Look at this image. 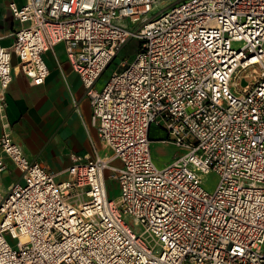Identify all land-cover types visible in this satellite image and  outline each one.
Segmentation results:
<instances>
[{
    "label": "built area",
    "instance_id": "built-area-1",
    "mask_svg": "<svg viewBox=\"0 0 264 264\" xmlns=\"http://www.w3.org/2000/svg\"><path fill=\"white\" fill-rule=\"evenodd\" d=\"M156 3H9L19 28L0 44V122L14 75L42 85L43 55L62 43L109 154L48 172L3 125L0 174L7 158L19 178L0 184V264H264V0H180L148 18ZM130 39L132 58L97 88ZM152 127L181 150L160 169Z\"/></svg>",
    "mask_w": 264,
    "mask_h": 264
},
{
    "label": "crops",
    "instance_id": "crops-1",
    "mask_svg": "<svg viewBox=\"0 0 264 264\" xmlns=\"http://www.w3.org/2000/svg\"><path fill=\"white\" fill-rule=\"evenodd\" d=\"M25 1L0 0L2 46L10 45L12 34L19 28L8 8L9 3L21 6ZM43 58L48 76L42 85L33 86L24 76L14 75L6 91V108L0 122V131L6 125L4 130L20 147L23 155L52 173L68 167L71 156H107L109 152L100 141L91 121L85 89L67 61L64 45L56 44L44 53ZM100 86L99 80L96 87ZM157 130L162 137L154 140L150 138L151 142H161L163 139V130ZM151 156L153 159L152 152ZM4 161L7 169L11 170L13 166L9 160L4 158ZM165 163L161 162V165Z\"/></svg>",
    "mask_w": 264,
    "mask_h": 264
},
{
    "label": "rangeland",
    "instance_id": "rangeland-1",
    "mask_svg": "<svg viewBox=\"0 0 264 264\" xmlns=\"http://www.w3.org/2000/svg\"><path fill=\"white\" fill-rule=\"evenodd\" d=\"M177 0H158L154 9L152 10L151 13L148 14V18H150L152 15L158 13L163 9V7L169 5L170 3H173ZM126 21V20H125ZM241 46L239 43H234L232 44V47L234 49H237ZM137 47V41L130 39L128 40L124 46L121 48L119 54L116 56V58L112 61V63L109 65V67L105 70V72L101 75L100 81L102 84L106 82V80L110 77L111 72L113 69L119 65L120 62L125 61V60H130L133 56V53H135ZM255 67V66H253ZM257 68V67H256ZM240 80V75L238 78L235 79V81ZM252 78H250L248 81L251 82ZM237 89H240L238 87ZM159 131L157 128L152 127L151 132H150V138L151 139H157L160 138ZM163 138H165V134L163 133ZM150 151L153 154V163L157 168H162L166 166L168 163L171 162L173 158H175L177 155L181 153V150L175 148L174 146L170 144H165L161 143L159 141H152L150 144ZM166 161V163L162 166L161 162ZM108 171L104 172L105 176V182H106V187L108 190V198L110 199H117L119 195V187L118 183L116 181H110L107 178ZM1 185L2 189L4 190L7 186H9L11 183L16 182L19 178V174L15 169H6L4 170L1 175ZM217 183V176L215 173H209L202 178V187L207 191V192H212L216 186ZM126 223L131 227L133 231L136 233H140L139 227H137L134 224V220L131 217H127L125 219Z\"/></svg>",
    "mask_w": 264,
    "mask_h": 264
},
{
    "label": "water",
    "instance_id": "water-1",
    "mask_svg": "<svg viewBox=\"0 0 264 264\" xmlns=\"http://www.w3.org/2000/svg\"><path fill=\"white\" fill-rule=\"evenodd\" d=\"M242 84H243V82H242Z\"/></svg>",
    "mask_w": 264,
    "mask_h": 264
}]
</instances>
